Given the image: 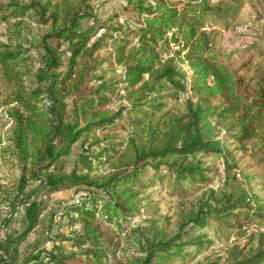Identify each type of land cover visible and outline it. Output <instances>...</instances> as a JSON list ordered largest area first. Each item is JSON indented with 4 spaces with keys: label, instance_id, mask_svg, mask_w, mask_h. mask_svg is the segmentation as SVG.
I'll return each instance as SVG.
<instances>
[{
    "label": "trees",
    "instance_id": "1",
    "mask_svg": "<svg viewBox=\"0 0 264 264\" xmlns=\"http://www.w3.org/2000/svg\"><path fill=\"white\" fill-rule=\"evenodd\" d=\"M115 1L100 17L97 0H0V76L6 87L0 119L9 124L0 134V165L15 171L9 185H1L0 198L10 192L19 198L31 183L39 187L37 198L22 203L23 228L0 239V264L188 262L192 253L184 237L155 243L139 232L132 244L138 229L128 224L143 191L157 179L173 178L179 188L205 179L203 159L222 150L214 135L202 132L208 115L235 119L238 148L254 152L264 165V71L255 83L247 81L217 48L221 26L230 27L229 19L238 24L245 0ZM248 2L263 16L264 0ZM178 63L192 71L193 95L182 111L167 101L187 92ZM117 131L126 134L125 142H116ZM78 144L85 170H68L65 159ZM93 161L102 173L95 174ZM151 170L156 178H149ZM73 188L83 192L80 198L50 213L52 223L57 216L68 219L70 250L39 243L23 249L49 211L40 195L51 199ZM257 201L255 207L227 203L213 217L231 219L237 210L261 216L264 199ZM123 234L136 248L118 255L116 240ZM262 262L264 248L232 264Z\"/></svg>",
    "mask_w": 264,
    "mask_h": 264
},
{
    "label": "rangeland",
    "instance_id": "2",
    "mask_svg": "<svg viewBox=\"0 0 264 264\" xmlns=\"http://www.w3.org/2000/svg\"><path fill=\"white\" fill-rule=\"evenodd\" d=\"M97 3H100L98 7L100 17H104L111 6L118 5L115 0H97ZM248 4V0H245V5L240 8L237 25H233V19H229L230 27L221 26L217 48L221 55L220 59L226 65L231 66L247 81L255 83L264 71V14L258 17ZM257 7L260 8L259 3ZM40 30L45 31L46 28ZM4 32V27L0 25V37ZM177 68L181 73L186 74L187 92L170 97L167 101L170 108L182 111L187 98L193 95L190 89L192 71L185 63H178ZM0 93L6 94L1 76ZM0 111L1 115V104ZM8 127L5 118H1L0 134L5 133ZM201 129L205 136L214 135L215 139L221 142V153H212L203 159V167L206 169L204 180L196 183L187 180L181 183L179 188L175 187L173 178L171 181L157 179L155 185L143 191L138 212L134 217L129 218L128 228L138 229V232L134 233L137 236L133 235L135 238L132 244L136 243V237L140 236L139 232L155 240V243L182 236L184 237L182 242L187 243L184 246L186 251L192 253L185 264H232L243 261L264 248V211L260 216V212L253 214L254 211L252 213L237 210L233 214L236 216L231 219L226 217L216 219L213 216L219 215L216 211L227 203L244 201L252 207L260 205L257 199H264V165L254 152H245L238 148L232 136L236 134L235 119L223 121L208 115L202 121ZM113 135L117 137L116 142L126 141V134L122 131H117ZM90 152L85 155H90ZM83 156L82 144L76 145L72 154L65 159L67 169L85 170ZM92 165L95 174L102 173L104 167L99 166V162L93 161ZM10 166L0 165V187L9 185L15 174ZM148 175L150 179L156 178L153 170ZM38 188L36 184L31 183L19 198L15 192L0 198V221L25 200L37 198ZM82 193L77 188H73L53 194L51 199L41 194L40 197H44L49 202V211L42 217L39 227L33 230L22 244L23 249L27 250L39 243L49 250L55 244H63L69 251L71 246L69 238L73 233L67 225L68 219L57 216L52 223L50 213L78 200ZM23 221L22 216L8 219L7 230L0 231V239L21 230ZM113 232L109 230L111 235ZM121 238L118 239L119 241L116 240L118 255L132 253L136 248L135 245L126 244L125 241L129 240L124 234ZM193 243L200 246H195Z\"/></svg>",
    "mask_w": 264,
    "mask_h": 264
},
{
    "label": "built area",
    "instance_id": "3",
    "mask_svg": "<svg viewBox=\"0 0 264 264\" xmlns=\"http://www.w3.org/2000/svg\"><path fill=\"white\" fill-rule=\"evenodd\" d=\"M96 7H99L98 3L96 4ZM24 213H25V205L24 204L16 206L14 211L8 213L4 217V219L2 221H0V231H6L7 230V224L5 222L6 220H8V219H16L17 217L23 215ZM58 218H60V217L58 216Z\"/></svg>",
    "mask_w": 264,
    "mask_h": 264
}]
</instances>
